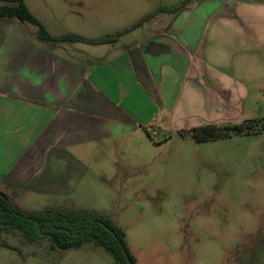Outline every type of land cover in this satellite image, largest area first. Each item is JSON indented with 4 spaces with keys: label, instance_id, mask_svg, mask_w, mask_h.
Returning <instances> with one entry per match:
<instances>
[{
    "label": "crops",
    "instance_id": "obj_1",
    "mask_svg": "<svg viewBox=\"0 0 264 264\" xmlns=\"http://www.w3.org/2000/svg\"><path fill=\"white\" fill-rule=\"evenodd\" d=\"M107 12L90 25L78 14L82 30L71 35L96 40L133 25ZM28 24L0 20V193L13 205L12 196L70 197L78 153L109 141L124 151L142 129L264 117V0H192L113 44H43Z\"/></svg>",
    "mask_w": 264,
    "mask_h": 264
},
{
    "label": "rangeland",
    "instance_id": "obj_2",
    "mask_svg": "<svg viewBox=\"0 0 264 264\" xmlns=\"http://www.w3.org/2000/svg\"><path fill=\"white\" fill-rule=\"evenodd\" d=\"M161 1L24 0L57 37L82 30L78 14L90 25L93 14L106 9L131 26L157 10ZM183 1L163 0L176 6ZM83 30L93 34L91 28ZM259 105L264 109V99ZM260 128L203 142L184 135L188 127L167 133L142 129L127 141L124 151L118 141H109L110 149L101 147L94 155L78 153L82 165L76 167L80 176L70 197L12 199L21 210L72 207L100 214L124 231L136 264L247 261L262 256L264 250V129ZM51 245L50 240L27 244L18 233L0 230V264H114L111 255L92 242L66 251Z\"/></svg>",
    "mask_w": 264,
    "mask_h": 264
},
{
    "label": "trees",
    "instance_id": "obj_3",
    "mask_svg": "<svg viewBox=\"0 0 264 264\" xmlns=\"http://www.w3.org/2000/svg\"><path fill=\"white\" fill-rule=\"evenodd\" d=\"M188 0L172 8L160 7L146 15L131 27L102 39H86L76 35L55 37L32 13L24 0H0V20L15 19L27 22L37 28L36 37L43 44L60 45L65 43H85L89 45L113 44L125 34L144 25L160 13L180 11ZM264 129L263 118L245 120L236 124H209L183 130L184 135H191L198 142L229 137L234 133L252 134L256 129ZM0 230L19 234L21 240L33 244L41 240H50L51 248L66 251L79 248L92 242L107 251L114 264H136L125 240V233L111 221L91 210L69 208H46L42 210H21L9 202L0 193Z\"/></svg>",
    "mask_w": 264,
    "mask_h": 264
},
{
    "label": "water",
    "instance_id": "obj_4",
    "mask_svg": "<svg viewBox=\"0 0 264 264\" xmlns=\"http://www.w3.org/2000/svg\"><path fill=\"white\" fill-rule=\"evenodd\" d=\"M129 263H130V264H133L130 260H129Z\"/></svg>",
    "mask_w": 264,
    "mask_h": 264
}]
</instances>
